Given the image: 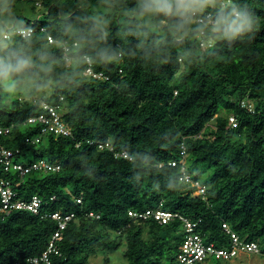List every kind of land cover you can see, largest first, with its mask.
<instances>
[{
	"label": "trees",
	"instance_id": "1",
	"mask_svg": "<svg viewBox=\"0 0 264 264\" xmlns=\"http://www.w3.org/2000/svg\"><path fill=\"white\" fill-rule=\"evenodd\" d=\"M36 1L16 0L15 7L36 8ZM240 2L257 17L251 39L205 48L197 34H174L166 17L137 15L138 0H42L37 18L24 17L23 26L33 23L35 32L15 37L14 47L52 70L19 84L24 94L15 100L0 86V125L11 128L0 143L59 162L60 169L9 174L19 197L40 195L44 207L41 214H0V264L41 255L58 228L45 214L55 210L75 215L52 264H88L99 254L111 264V253L119 252L125 264H173L185 236L181 221L161 224L128 213L160 201L200 218L207 242L228 247L227 224L264 246V0ZM85 56L107 79L84 73ZM245 99L252 110L241 106ZM42 100L63 107L71 135L40 134L39 124L27 122L42 111ZM232 114L237 128L229 127ZM37 136L36 143L28 140ZM183 141L190 169L207 186L205 198L170 164Z\"/></svg>",
	"mask_w": 264,
	"mask_h": 264
},
{
	"label": "built area",
	"instance_id": "2",
	"mask_svg": "<svg viewBox=\"0 0 264 264\" xmlns=\"http://www.w3.org/2000/svg\"><path fill=\"white\" fill-rule=\"evenodd\" d=\"M42 0H37L36 5L40 6ZM24 27V26H23ZM29 30V36L35 32V26L33 23L24 27ZM42 30H45L42 28ZM20 37V36H17ZM24 38V37H22ZM200 47H210L213 45V41L205 36L197 35L196 37ZM49 43L54 42V38L48 36ZM77 43L75 42L74 45ZM66 53L71 50L69 44L64 45ZM66 60H70V57L66 55ZM86 67L84 73L95 78L107 79V76L103 72L95 71L92 65L91 58L85 56ZM61 99H63L61 97ZM241 106L247 107L252 110V103L249 99L242 100ZM42 111L34 116H30L27 120L30 124H39L40 134L53 133L55 135H71V129L63 120V107L60 104L49 103L45 100L40 102ZM229 127L237 128L239 121L235 115L229 116ZM10 127L0 125V134L8 136L10 134ZM40 139L37 136L32 139H28L31 143H36ZM101 148L104 144L100 143ZM105 146H109L108 143ZM22 150L17 148H10L5 144L0 143V214L3 216L9 215L16 210H28L34 214H41L44 207V198L40 195L33 194L29 198H21L18 192L13 188V180L9 177L10 173L18 174V176H24L32 172L48 173L51 171H57L60 169L59 162H50L44 158L36 159L33 161L25 162L19 160ZM116 156L128 157L126 152H116ZM172 166L179 167L180 176L179 179L195 188V194L206 197L207 186L202 181L195 177V173L190 169L187 161V146L185 141L181 143L179 158L172 159L170 161ZM162 165V164H161ZM54 199V197H52ZM81 201V199H78ZM129 215L134 219L147 220L153 218L161 224H167L174 220L181 221L185 236L183 242L179 248L177 258L173 264H196L208 258H217L222 260H232L233 258L241 254H253L264 257V246L256 241H249L242 238L238 233L232 231L227 224H223V227L230 234L231 242L228 247H219L215 242H207L205 237L198 230L201 219L193 220L190 217L169 209H165L163 201L157 202L155 205L143 210H129ZM73 212L63 213L60 210H55L45 216H50L58 223V228L54 232L50 239V242L44 252L39 256H32L26 260H18L11 264H52V254L59 253L58 242L62 239V231L66 228L67 223L74 217ZM90 215H95L93 212ZM97 217H99L97 215ZM169 264V263H164Z\"/></svg>",
	"mask_w": 264,
	"mask_h": 264
},
{
	"label": "clouds",
	"instance_id": "3",
	"mask_svg": "<svg viewBox=\"0 0 264 264\" xmlns=\"http://www.w3.org/2000/svg\"><path fill=\"white\" fill-rule=\"evenodd\" d=\"M16 0H0V86L13 91L19 84L35 83L41 72L52 65H36L24 47H14L15 37H29L24 20L15 14ZM139 16L166 17L171 31L186 36H205L212 41H243L254 34L257 17L247 3L240 0H138ZM41 60L46 59L41 54Z\"/></svg>",
	"mask_w": 264,
	"mask_h": 264
},
{
	"label": "rangeland",
	"instance_id": "4",
	"mask_svg": "<svg viewBox=\"0 0 264 264\" xmlns=\"http://www.w3.org/2000/svg\"><path fill=\"white\" fill-rule=\"evenodd\" d=\"M41 12H42L41 7L37 6L36 8H33L32 6L27 5L25 3L22 5H17L15 7V14L17 18L21 20H23L25 16L31 19H35L41 14ZM3 94L7 98V100L10 101V100H15L18 97H23L24 90L23 88L20 89L19 87H17L13 91H8L6 88H4ZM223 111H224V108H221L220 112H223ZM35 159H38V158H35V156L32 154L27 155V156L20 155V158H19V160L25 161V162H29ZM198 169H202V166H199ZM193 172L196 173L197 169L193 170ZM111 254H112V258L110 262L111 264H125V260L121 257L122 255L120 252L118 254L117 253H111ZM244 263L263 264L264 257L259 256V255H253V254H241L233 258L232 260H230V262L227 264H244ZM88 264H104L102 254L91 257L90 262Z\"/></svg>",
	"mask_w": 264,
	"mask_h": 264
}]
</instances>
